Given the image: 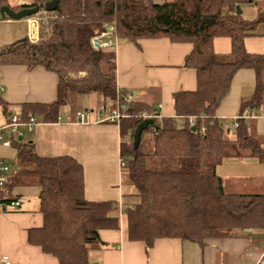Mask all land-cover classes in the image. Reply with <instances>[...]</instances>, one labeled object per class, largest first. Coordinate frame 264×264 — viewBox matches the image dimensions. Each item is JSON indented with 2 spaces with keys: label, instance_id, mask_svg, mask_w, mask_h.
Segmentation results:
<instances>
[{
  "label": "trees",
  "instance_id": "obj_1",
  "mask_svg": "<svg viewBox=\"0 0 264 264\" xmlns=\"http://www.w3.org/2000/svg\"><path fill=\"white\" fill-rule=\"evenodd\" d=\"M40 3L32 0L29 5L12 8ZM4 4L0 0V5ZM244 4H257L253 19L236 14V6ZM55 13L49 32L39 41L31 42L26 34L0 46V64L28 69L40 66L57 74L56 100L36 108L45 120L55 121L59 107L73 104L78 94H101L108 110L116 100L125 105L129 116L122 118L119 126L122 136L127 135L130 141L121 146L122 169L126 170V182L134 188L130 195L137 198L123 210L128 239L142 241L148 250L159 238L203 244L247 229L264 230V194L226 193L217 173L227 156L240 155L245 149L260 153V145L243 119L234 126L235 138L230 139L233 124L228 126L213 117L239 69H254V98L262 90L264 56L246 51L243 40L264 23V0H60ZM103 24L113 25L120 40L136 43L142 38L168 37L192 44L184 66L196 71V88L176 92L173 105L177 116H207L205 134L199 132V120L192 130L187 122L179 128L176 118H163L154 120L155 132L150 126L142 132L133 149V132L142 121L138 114L151 112V107L123 100L130 95L116 86L114 50L96 49L91 43ZM223 36L231 42L227 54L213 49V40ZM82 72L85 74L79 76ZM249 106L245 104L243 109ZM74 110L70 108V112ZM29 113L26 109L17 113L20 122L27 121ZM147 131L151 140L146 143L143 135ZM13 144L17 156L7 165L8 178L0 187V212L16 200L13 187L37 185L43 224L28 230V241L55 256L58 264H89L91 245L103 244L98 231L118 228L116 202L84 198L83 168L74 158L39 156L33 142L24 141L23 136L22 140L16 137ZM2 166L6 164L0 163Z\"/></svg>",
  "mask_w": 264,
  "mask_h": 264
},
{
  "label": "crops",
  "instance_id": "obj_2",
  "mask_svg": "<svg viewBox=\"0 0 264 264\" xmlns=\"http://www.w3.org/2000/svg\"><path fill=\"white\" fill-rule=\"evenodd\" d=\"M31 2L18 0L13 7ZM6 21L21 23L24 27L18 30L13 26L9 29L12 32L5 37L1 30L0 46L27 34L24 19L15 22L6 18ZM260 25L258 32L253 34L259 36L256 44L262 42L259 46L261 52L247 51L264 56V23ZM226 41L216 37L213 40L214 51L227 54L231 42L229 38ZM114 49L116 86L126 90L131 100L144 107L157 109L160 104L157 110L161 120L175 118L173 95L196 88V71L184 66L185 56L191 51L192 44L171 41L168 37L142 38L136 43L119 39ZM261 77L262 90L254 98V69H239L213 116L217 121L232 126L243 106L250 105L249 109L245 108L249 110L248 133L260 145V153L245 149L240 155L228 156L231 158L218 165L217 173L226 193L264 194V68ZM0 85L4 88L0 125L8 120L10 113L28 110L39 122L31 131H26L24 127L20 129L22 134L23 131L31 134L30 141L35 152L42 157L66 155L74 158L83 168L84 198L87 201L111 200L117 204L118 228L98 231L103 244L91 245L88 250L89 264H255L264 247V239L256 237L264 236V230L258 228L211 238L203 244L189 239L159 238L148 250L142 241L129 240L127 216L123 210L132 206L137 198L130 195L134 188L126 182V170L120 167L121 146L130 141L127 135L122 136L120 126L45 120L38 108L56 100L58 76L43 67L28 69L23 65L0 64ZM100 98L103 100V97ZM96 102L92 99L85 104L92 107ZM74 104H70V108L75 109ZM228 136L235 138V135ZM16 153L13 143L8 147L0 146V163H13ZM39 193L40 188L35 184L13 187L12 195L19 201V207L0 212V264H4L3 255L8 256L10 264H58L55 256L28 241V230L40 228L43 224Z\"/></svg>",
  "mask_w": 264,
  "mask_h": 264
},
{
  "label": "built area",
  "instance_id": "obj_3",
  "mask_svg": "<svg viewBox=\"0 0 264 264\" xmlns=\"http://www.w3.org/2000/svg\"><path fill=\"white\" fill-rule=\"evenodd\" d=\"M50 0H41V3L38 5L39 9L36 13L27 16L24 19L25 24L27 25V36L31 42L39 41L45 33H48L51 21L56 17L55 9L54 10H46L44 5ZM119 41L116 33H114L113 25H105L103 24L101 28L96 32V34L92 37L91 43L92 46L96 49L98 48H110L111 50H115V45ZM96 43V45H94ZM4 88L0 85V95L3 93ZM118 99V98H117ZM124 101H129L130 98L128 96L123 97ZM159 104L157 106L160 107ZM125 105H123L119 100H116L115 105L111 107L109 110L106 109L105 104L102 103L96 111L90 109L79 110L75 109L73 112L59 114L54 121L55 123H70V124H100V123H112L119 125L120 121L124 117H128L129 115L124 112ZM156 108H151V112L144 110L138 114V116L143 120L145 118H153L154 120H161V115ZM249 110L245 109L242 113L237 114L234 118L233 126H237L238 120L243 119L245 123H247V119L249 118ZM264 118V114L262 116ZM177 125L179 128H182L184 124L187 122L190 126H195L196 120H199V132L201 134H205L206 126L205 119L207 116L198 115V116H189V117H181L176 116ZM38 120L34 115H30L25 122H20L17 113H10L8 116V120L0 125V146L8 147L11 146L13 140L16 139L19 135L22 136V131L20 127H24L26 131H31L37 124ZM154 125H150L151 131L155 132L156 127ZM8 133L9 137H4V133ZM124 166V161L120 158V167ZM9 166L0 167V187L4 184L5 180L8 178ZM7 208L17 209L19 207L18 200H11L6 205ZM1 209V203H0ZM4 264H10V260L8 256H1ZM255 264H264V249L262 253L259 255V258L255 262Z\"/></svg>",
  "mask_w": 264,
  "mask_h": 264
},
{
  "label": "rangeland",
  "instance_id": "obj_4",
  "mask_svg": "<svg viewBox=\"0 0 264 264\" xmlns=\"http://www.w3.org/2000/svg\"><path fill=\"white\" fill-rule=\"evenodd\" d=\"M3 1V0H2ZM6 3H8L10 6H15V4L17 3V1L18 0H4ZM32 1V0H31ZM261 1V0H260ZM241 10H242V17L243 18H246V19H249V20H251V19H253L255 16H256V12H257V4H244V5H242L241 6ZM3 15L0 13V31L2 30V35H3V37H5L6 35H8V34H10V32H12V31H10L9 29L10 28H12L13 26L16 28V29H21V28H23L24 27V25H22L21 23H19V24H14V23H9V22H7L6 21V19L5 18H3L2 17ZM11 21H19V20H12V19H10ZM21 20V19H20ZM261 24V23H260ZM260 24H258L257 26H256V28H255V32L254 33H257L258 32V30H259V26H261ZM18 37H20V36H18ZM218 38H220L221 40H223V41H225V42H227L226 40L228 39H226L225 37H218ZM259 38V36L257 35V34H251V35H247V36H245L244 37V40H243V44H244V47H245V50L247 51H251V52H254V51H260L261 52V49H260V47L259 46H261V44H262V42L261 41H259L257 44H256V42H257V39ZM262 41H264V40H262ZM10 42V40H8V43ZM245 43H246V45H245ZM216 49L219 51L220 50V48H217L216 47ZM83 74H85V73H80V74H78L79 76L80 75H83ZM73 77H75V74H71ZM102 97L101 96V94H99V93H95V92H93V93H89V94H78L77 96H76V98H75V104H74V106H75V109H79V110H85V107H87V109L88 110H90V109H92V110H94V111H96L97 110V108L102 104V103H104L103 102V100L100 98V97ZM92 99H96V101H98V103L96 102V104L94 105V106H92V107H90V106H88L87 104H85L86 103V101H88V100H92ZM105 104V103H104ZM91 105V104H90ZM70 104H63L62 105V107L59 109V113L60 114H63V113H68V112H70L69 110H70ZM260 114H263V112H261ZM232 124H234V123H232ZM23 138H24V141H30V138H31V134H29L28 132H26V131H23ZM229 135H234V126H232L231 128H230V131H229ZM4 137H8V134L7 133H5V135H4ZM151 140V136H150V133L147 131L146 133H144V135H143V141L144 142H149ZM146 143H144V144H146ZM128 145V144H127ZM231 157H226V158H224V160L222 161V163H224V161H226L227 159H230ZM10 161V160H9ZM221 163V164H222ZM4 164H6V165H9V166H11L12 165V162H7V163H5L4 162ZM123 180L125 181V178H123ZM256 237H258V238H262V239H264V236L263 235H261V236H259V235H256ZM263 249H264V247H263ZM262 249V250H263Z\"/></svg>",
  "mask_w": 264,
  "mask_h": 264
},
{
  "label": "water",
  "instance_id": "obj_5",
  "mask_svg": "<svg viewBox=\"0 0 264 264\" xmlns=\"http://www.w3.org/2000/svg\"><path fill=\"white\" fill-rule=\"evenodd\" d=\"M60 0H50L48 1L45 5L44 8L46 10H54ZM24 5V4H22ZM29 5V4H28ZM39 9L38 5L34 6H27V7H22L19 10H14L12 7L9 5H1L0 6V13L5 14L9 19L12 20H20L23 19L27 16H30L34 13H36ZM242 10L239 5L236 6V14H241ZM96 45V43L94 44ZM154 119L153 118H145L143 119L135 128L132 136V143H133V149H135L140 141V136L142 132L147 129L150 125H154ZM195 126H192L191 129L195 130ZM18 140H22V136H18ZM96 232V231H95Z\"/></svg>",
  "mask_w": 264,
  "mask_h": 264
}]
</instances>
